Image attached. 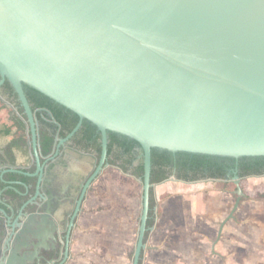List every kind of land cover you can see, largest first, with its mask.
Masks as SVG:
<instances>
[{
    "label": "water",
    "instance_id": "95a60500",
    "mask_svg": "<svg viewBox=\"0 0 264 264\" xmlns=\"http://www.w3.org/2000/svg\"><path fill=\"white\" fill-rule=\"evenodd\" d=\"M0 76V88L6 80L12 85L28 118L34 176L40 174L34 200L41 193L43 168L24 86L79 117L58 149L85 120L102 137L100 161L63 230L50 207L20 215L14 224L0 226V235L2 229L11 231L0 264L72 259L71 238L86 196L110 167L108 133L135 141L143 151L133 264H140L146 249L150 191L156 187L151 185L154 149L264 158V0H0ZM230 219L233 215L220 232ZM50 241L62 248H49ZM43 251H56L58 258L48 260Z\"/></svg>",
    "mask_w": 264,
    "mask_h": 264
},
{
    "label": "crops",
    "instance_id": "0c3cea01",
    "mask_svg": "<svg viewBox=\"0 0 264 264\" xmlns=\"http://www.w3.org/2000/svg\"><path fill=\"white\" fill-rule=\"evenodd\" d=\"M1 121H5L4 115ZM27 160L19 158L18 162L26 165ZM173 184L182 185L167 181L155 187L158 217L142 264H243V260L264 264V235L258 232L262 226L252 225L242 217L264 212L260 206L264 199L257 197L264 194V189L260 194L257 189L245 190L254 205L240 212L238 222L227 223L218 239L221 221L217 220L222 214L211 212L222 211L228 196L216 191L199 194L194 201L165 202ZM142 197L139 180L114 167L105 170L93 185L76 222L70 244L72 259L67 264H133Z\"/></svg>",
    "mask_w": 264,
    "mask_h": 264
},
{
    "label": "flooded vegetation",
    "instance_id": "af4514ba",
    "mask_svg": "<svg viewBox=\"0 0 264 264\" xmlns=\"http://www.w3.org/2000/svg\"><path fill=\"white\" fill-rule=\"evenodd\" d=\"M0 82H1V76H0ZM6 82L8 81L6 80L5 83ZM5 83L3 84V86L5 85ZM2 87L0 88V175L3 173L5 174L3 175V179H0V184L4 183L5 187L0 192V226L8 227L14 224L20 215L29 216L32 214H36L38 212L42 213L43 212L42 209L47 210L50 207L51 209H53L54 217L59 222V229L60 231H62L63 227L61 225L64 224L67 220L71 219V216H69V214L73 213L77 205V202L82 192V186L86 184L89 177L93 174L94 167L95 165L96 166L98 165L101 156L100 158H98L93 153L85 152L75 147L71 142L72 138L75 135L70 140L62 144L58 149L60 142L65 140L69 135L65 139L59 138V132L61 130V127L57 122L55 123L56 120L54 119L51 111L43 108V109H38L35 113L33 112L37 122L39 143H40V134L42 127L37 120V114H41V116L47 123L52 124L57 128V134L55 137V143L51 155L44 157L41 152V144H40V148H39L40 165L43 168V175L41 177L42 179V184L40 189L41 193L37 197V199L34 200V198L37 195L40 174L38 176H34L37 172V162L33 153V148L32 146H30V143L32 141V136H31V129L28 128L29 125H27L28 118L27 115L25 114L24 108L22 107L24 110V114H21L19 112V109L10 99V96L6 94L5 91L4 92L2 91ZM13 93L17 95L16 91H14ZM17 98L19 100L18 95ZM50 113L52 114V117L50 116ZM3 115L5 117V121H1V117H3ZM17 121L23 124L24 126L23 130L21 131L18 130ZM7 131H9L8 134ZM19 139H23L25 141V146L21 148L13 149L12 156L15 160L14 163L11 164L7 160L4 162L2 158H9L7 156V148L9 144ZM19 158H27L28 164L20 165L18 162ZM140 159L141 158H139L134 163L133 168L139 165ZM96 160L98 161L97 164L95 163ZM8 166H12L13 169L8 168ZM225 166L226 167L228 166L226 179H214L209 177V175L212 172H215L219 167V165H214L210 162H200V163L190 162L187 164L188 170L187 169L185 171L183 170V172L182 170H178L176 166L173 168V176L170 178V179H177L179 183H182L183 185H195L200 183L233 185L234 187L233 189L231 188L222 189L220 191V193H222L223 195H227L230 199H232L234 204L233 206H231V208L228 209H226L227 208L226 205L228 204V202L224 203L221 206L222 209L221 214L225 218L219 224V230L218 233L216 234L218 239L222 238L223 236V230L220 232V229L224 221L229 216L233 215V219H230L227 223L231 221L238 222L239 214L243 210L241 209L242 204H244L247 201H253V199H251L250 196H248L245 189L243 188V182L248 181L252 178H257V179L264 178V175L262 176L249 175L246 177H241L237 163L235 165L230 163L229 164L225 163L223 167ZM193 168L199 170L197 175L198 177H196L197 179L194 180H192V177H195L193 176L194 174V172L192 171ZM14 171H19L21 173H16ZM178 173L179 174L185 173L188 178L179 179L177 177ZM8 174L20 175L28 179L36 180L35 193L32 196H30V198L26 202H24L20 207L18 206L19 201L16 199L13 200V204L9 203L7 199L4 198L5 192L13 191L16 194H18L20 197H25L29 195L31 188H33V185H28L23 181L8 182L5 180V176ZM238 181H239V185L237 186L236 183ZM18 186L23 187L25 191L23 192L19 190L17 188ZM90 192L87 194L84 203L86 202ZM257 197L260 198L259 195ZM238 200H240V202L238 208L235 210V205L237 204ZM3 211H5L8 215V218H10V224L9 222H7L4 214L1 213ZM248 215L249 213L246 214V216ZM10 238H11L10 229H7V231L6 229H2V235H0V258L2 259L6 258V256L8 255L7 245ZM62 238H64V234H62ZM48 247L55 248L56 251H59L62 248V245L59 242L50 241L48 242ZM56 251L50 253L43 251L41 252L40 255L46 257L48 260L57 259L58 256L56 255ZM24 252L25 251H23V253ZM40 264H47V263L43 259L40 261Z\"/></svg>",
    "mask_w": 264,
    "mask_h": 264
},
{
    "label": "trees",
    "instance_id": "16d2710c",
    "mask_svg": "<svg viewBox=\"0 0 264 264\" xmlns=\"http://www.w3.org/2000/svg\"><path fill=\"white\" fill-rule=\"evenodd\" d=\"M2 91L6 92L10 96L15 106L19 109L21 114H24V110L19 102L17 95L13 93L15 90L9 82H6L2 87ZM24 91L28 102L31 106L32 111L35 113L38 109H47L52 112L54 119L60 125L61 130L59 132V138L65 139L77 126L79 122V117L73 112L65 109L64 107L56 104L46 96L40 94L39 92L24 86ZM37 120L41 124V134H40V144L41 152L44 157L51 155L53 152V147L55 143V137L57 134V128L47 123L41 114H37ZM18 130L24 129L23 124L17 121ZM9 131H7V134ZM108 158L107 162L112 167H117L122 173L130 175L137 180L143 181L144 177V165H143V151L138 143L135 141L115 133H108ZM72 144L78 149L93 153L98 158L101 156L102 152V137L99 130L90 122L84 121L80 130L75 134L71 140ZM25 146V141L19 139L11 144L7 148V156L9 158H2L5 162L6 160L13 164L14 158L12 156L13 149L21 148ZM140 163L137 167H134V163L139 159ZM193 162H210L214 165H219L215 172H212L209 177L214 179H226L228 166L223 167L226 164H238L239 172L241 177H246L249 175H264V158H241L239 160L231 158L222 157H211V156H200L191 155L185 153L172 154L167 151H161L154 149L152 151V172H151V185L158 186L167 182L173 176V168L177 166L178 170L185 171L188 170L187 164ZM182 168V169H180ZM33 171V170H32ZM194 172L192 180L197 179L198 169L193 168ZM179 179L188 178L187 175L177 174ZM6 181H23L28 185H33L28 196L20 197L13 191H7L4 194V198L7 199L9 203L13 204V200H18L20 207L24 202H26L30 196L35 193V179H28L20 175L8 174L5 176ZM5 184H0V192L4 189ZM21 191H25L23 187H17ZM156 208L157 200L155 195V188L153 187L150 191V210L149 218L147 222V232L145 235V244L147 243L152 229L156 225ZM143 262V254L141 256L140 264Z\"/></svg>",
    "mask_w": 264,
    "mask_h": 264
},
{
    "label": "rangeland",
    "instance_id": "374dc122",
    "mask_svg": "<svg viewBox=\"0 0 264 264\" xmlns=\"http://www.w3.org/2000/svg\"><path fill=\"white\" fill-rule=\"evenodd\" d=\"M173 185L174 186L169 187V188H172V190H171L172 193L168 194L165 197V199H164L165 202H175V203L177 202L178 203V202H185V201H189V200L194 201L197 198V195H199V194L205 195V194H209L211 192H216V191L219 192L222 189H229V188L233 189L234 188L233 185H230V184L229 185H222V184H213V183H200V184L189 185V186L188 185L184 186L183 184L182 185L181 184L180 185L173 184ZM243 188L245 190L257 189L259 191L257 193L260 194V192H262L260 190L264 189V179H262L260 181H251V182L244 181L243 182ZM259 196H260V198H263L264 194L259 195ZM226 198H228L227 199L228 204L226 205L227 206L226 209H228V208H231V206H233L234 202L229 197H226ZM253 205L254 204L252 202L247 201L244 204H242L241 209L245 210L249 206H253ZM260 206L264 208V203ZM221 212L222 211H220V212L214 211L211 213H212V215H215L217 213L221 214ZM221 217L222 218L217 220L218 222H220V221L222 222L225 218L223 215ZM242 217L245 221H247L248 223H251L252 225L262 226L261 227L262 229L258 228V232H260L259 234H261L262 236L264 235V229H263L264 228V212L256 214L254 216L253 215H248V216L243 215ZM220 223H218V224H220ZM248 261L249 260H243V264H249V263H247Z\"/></svg>",
    "mask_w": 264,
    "mask_h": 264
}]
</instances>
